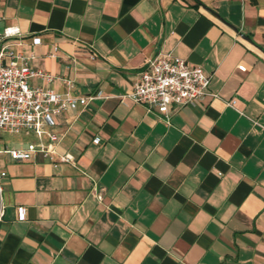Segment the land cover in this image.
<instances>
[{
    "label": "crops",
    "instance_id": "obj_1",
    "mask_svg": "<svg viewBox=\"0 0 264 264\" xmlns=\"http://www.w3.org/2000/svg\"><path fill=\"white\" fill-rule=\"evenodd\" d=\"M0 6L3 43L52 76L31 86L95 96L54 115L71 160L0 151V264H264V0ZM161 51L211 74L167 117L126 94ZM7 133L0 149L39 142Z\"/></svg>",
    "mask_w": 264,
    "mask_h": 264
},
{
    "label": "built area",
    "instance_id": "obj_2",
    "mask_svg": "<svg viewBox=\"0 0 264 264\" xmlns=\"http://www.w3.org/2000/svg\"><path fill=\"white\" fill-rule=\"evenodd\" d=\"M1 18L0 13V22ZM17 30V27L6 26L0 33V129L13 133L33 132L39 142L24 148H2L0 151L16 161L31 158L39 152L52 160L53 164L71 160L69 152H60L56 148L59 136L52 130L54 115L67 108L83 105L95 96L78 95L69 89L62 93L39 85L31 86L32 77L50 80L52 76L41 69H33L29 63L32 56L15 53L3 43L6 36ZM245 68L244 63L238 65V69ZM138 75L126 94L136 103L144 104L147 110L156 109L164 117H167L169 106L173 103L183 105L203 98L208 92L211 78V74L205 72L199 64H192L184 57L162 51L148 58ZM64 80L68 86L72 85L71 79ZM234 103L231 100V104ZM44 136L47 137L46 141ZM94 141H99V137ZM2 175L3 171L0 170V222L6 213ZM101 196V192H98L97 198ZM16 209V218L24 220V206L18 205Z\"/></svg>",
    "mask_w": 264,
    "mask_h": 264
},
{
    "label": "rangeland",
    "instance_id": "obj_3",
    "mask_svg": "<svg viewBox=\"0 0 264 264\" xmlns=\"http://www.w3.org/2000/svg\"><path fill=\"white\" fill-rule=\"evenodd\" d=\"M20 133H23V132H20ZM0 135L2 136V137H9V136H13L12 134H8L6 131H3V130H1L0 129ZM16 136H21V134L20 135H16ZM25 138H26V136H24Z\"/></svg>",
    "mask_w": 264,
    "mask_h": 264
}]
</instances>
